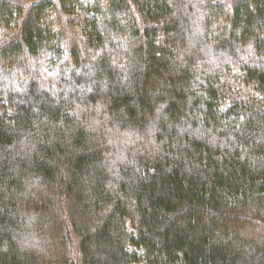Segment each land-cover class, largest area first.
Instances as JSON below:
<instances>
[{
    "label": "trees",
    "instance_id": "obj_1",
    "mask_svg": "<svg viewBox=\"0 0 264 264\" xmlns=\"http://www.w3.org/2000/svg\"><path fill=\"white\" fill-rule=\"evenodd\" d=\"M0 264H264V0H0Z\"/></svg>",
    "mask_w": 264,
    "mask_h": 264
}]
</instances>
